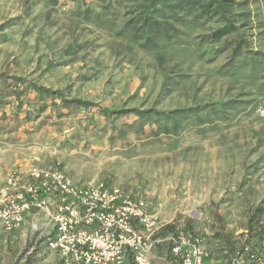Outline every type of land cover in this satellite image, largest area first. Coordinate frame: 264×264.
I'll use <instances>...</instances> for the list:
<instances>
[{"label":"rangeland","instance_id":"rangeland-1","mask_svg":"<svg viewBox=\"0 0 264 264\" xmlns=\"http://www.w3.org/2000/svg\"><path fill=\"white\" fill-rule=\"evenodd\" d=\"M225 1L238 29L214 39L226 22L196 10L147 26L148 0H0V190L46 203L0 226V264H84L46 247L62 219L95 264L264 257V0Z\"/></svg>","mask_w":264,"mask_h":264},{"label":"built area","instance_id":"built-area-1","mask_svg":"<svg viewBox=\"0 0 264 264\" xmlns=\"http://www.w3.org/2000/svg\"><path fill=\"white\" fill-rule=\"evenodd\" d=\"M41 172H34L32 177L38 181L41 178ZM55 177V176H54ZM61 176H59V179ZM55 179V178H54ZM20 184L19 177L16 175L11 176L8 182V186L4 189L0 190V196L6 197V201L3 207L0 205V226L7 232H12L18 230L22 223L25 221L28 213L32 210H44L46 203L40 197L41 189L39 190L36 185H32L29 182H25L24 186H19ZM10 190L18 191L16 196H8ZM8 196V197H7ZM10 197L13 201L10 200ZM55 221V218H53ZM52 219V220H53ZM53 222V221H52ZM59 235L58 238H51L47 240V249L55 252L56 249L64 248L65 243H71L72 251L75 254H64L72 255L76 260L80 261L84 264H95L93 261L94 254L81 253L79 254L77 248L79 245L86 244L89 240L88 238H83L82 241L78 240V238L72 237L70 238V234H67L68 228L71 227L70 220H60L59 226ZM55 228V224H54ZM85 237V236H84ZM90 239V238H89ZM198 241V245L200 240ZM77 247V248H76ZM194 257L196 258V262L191 263V261L185 262V264H202V257L204 255L203 250L200 245L196 246L193 251ZM252 264H264V257L261 254H250ZM243 261L234 260L231 264H242Z\"/></svg>","mask_w":264,"mask_h":264},{"label":"trees","instance_id":"trees-1","mask_svg":"<svg viewBox=\"0 0 264 264\" xmlns=\"http://www.w3.org/2000/svg\"><path fill=\"white\" fill-rule=\"evenodd\" d=\"M225 2V0H148V4L145 8L146 16L144 19V23L147 26L149 24L160 25V19H162L161 17H163V15L166 16V13L168 16H175L179 15L180 12H185L186 10H188L189 12L196 10L199 11V15L202 17H212L213 15H217L226 22L224 26L218 28L212 35L214 39H221L233 33L234 31H237L238 29L235 23L228 16V8L225 6ZM246 43L247 42L240 35H238L235 41L234 51H241L243 45L246 47ZM252 57H255V55L252 54ZM17 81V85H19V82H22V80L20 79H18ZM32 87L36 89L37 93L41 95V97L49 96L50 93L58 94V92H50V90L40 86L33 85ZM79 103L86 105V102ZM134 111H137L140 116H143V118L148 121L152 119H158L160 117L168 118L171 116V118H174L179 114L186 113V110H178L168 113L155 112L154 110ZM102 112L105 116L111 118H119L125 115V113H128L121 110L107 109H102ZM258 210H262V208H259Z\"/></svg>","mask_w":264,"mask_h":264},{"label":"crops","instance_id":"crops-1","mask_svg":"<svg viewBox=\"0 0 264 264\" xmlns=\"http://www.w3.org/2000/svg\"><path fill=\"white\" fill-rule=\"evenodd\" d=\"M30 215V214H29ZM28 215V216H29ZM30 217H28V219H29ZM46 228L47 229H49L47 226H46ZM47 232L48 233H52V235L54 234L55 235V232H54V229H53V227H51L50 228V230H47ZM4 239V240H3ZM16 240H17V238L14 236V235H5L4 236V238L3 237H1L0 236V246L1 245H4L5 246V244L7 245V244H12V246H13V244L16 242ZM22 255V254H21ZM24 256H25V258H27L28 256H31V258H34V259H38V260H40L41 259V254H24ZM246 260H247V264L248 263H250L251 264V261L249 260V259H247L246 258Z\"/></svg>","mask_w":264,"mask_h":264}]
</instances>
